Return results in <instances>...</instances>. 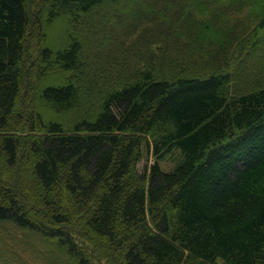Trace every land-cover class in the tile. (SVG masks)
<instances>
[{"label":"trees","instance_id":"trees-1","mask_svg":"<svg viewBox=\"0 0 264 264\" xmlns=\"http://www.w3.org/2000/svg\"><path fill=\"white\" fill-rule=\"evenodd\" d=\"M0 224L44 264H264V0H0Z\"/></svg>","mask_w":264,"mask_h":264},{"label":"rangeland","instance_id":"rangeland-1","mask_svg":"<svg viewBox=\"0 0 264 264\" xmlns=\"http://www.w3.org/2000/svg\"><path fill=\"white\" fill-rule=\"evenodd\" d=\"M63 23L56 24L51 29L50 41L53 45L60 43L63 39ZM70 116L69 114H65ZM174 157L172 155L160 162L163 169H169L173 165ZM153 162V158L144 152L139 161L138 169L142 171L143 167ZM14 229V230H13ZM15 235V239L11 235ZM34 233L18 230L9 224H0V264H44L43 260L35 254L36 250L42 247L47 241H42ZM33 237L37 239L31 240ZM43 250V249H42ZM44 251V250H43ZM41 252V251H40ZM20 262V263H19Z\"/></svg>","mask_w":264,"mask_h":264}]
</instances>
